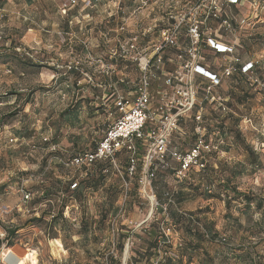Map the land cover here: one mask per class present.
Here are the masks:
<instances>
[{"label":"clouds","instance_id":"9594fccd","mask_svg":"<svg viewBox=\"0 0 264 264\" xmlns=\"http://www.w3.org/2000/svg\"><path fill=\"white\" fill-rule=\"evenodd\" d=\"M78 3L82 6L76 15L72 9ZM233 3L236 0H208L199 12L215 7L216 16L233 18L229 7ZM44 4L49 6L45 12L47 20L37 10ZM0 5V46H14L21 56L53 65L56 70L55 80L47 89L35 91L38 99L43 93L46 102L32 106L27 113L34 129H39L42 120L47 124L46 113L55 118L52 114L63 108L61 97L65 92L62 89L71 88V95L77 98L80 93L93 96L106 106L104 115L97 119H89L86 105L73 109L65 119L75 121L74 127L61 121L65 136H71L74 142L79 138V148L71 151L80 153L81 159L71 174L75 175L80 164L90 165L89 171L95 173L98 169L93 162L96 161L103 164L105 175L110 177L108 185L99 191L84 189L78 204L71 201L74 193L69 192L70 207L75 211L66 220L58 218V223L44 225L46 231L52 227L64 240L68 255L61 264H134V260L139 264H264V212L253 210L251 220L241 216L243 229L239 231L229 222H225L219 233L214 228L209 231L203 225L198 226L202 240L198 242L201 246L195 249L190 247L189 237L176 232L178 226L170 219L172 214L187 215L188 209L176 202L175 194L182 190L181 182L193 176L201 184V191L208 189L209 183L210 190L216 191L217 185L231 179L233 185L243 183L247 190L264 195V39L255 48L248 46L249 37L259 34L264 38V0H241L237 5L241 15L235 17L241 25L239 31L227 20L219 26L208 21L206 15L197 20V9L191 0H95V3L93 0H43V3L34 0L31 6L25 0H0ZM112 16L114 20L110 19ZM173 17L176 23L170 24ZM65 21L70 31L65 32L61 27ZM157 22H160L159 28ZM45 24L51 25L50 31ZM256 24L260 27H254ZM199 25L204 26L206 38L218 37L217 50L201 46L197 39ZM221 28L225 30L224 35H220ZM30 30L44 33L39 46L29 35ZM46 47L50 51L42 50ZM73 48L78 50L73 52ZM153 56L156 59L148 63ZM73 68L80 74L79 92L73 87L76 78L69 74ZM51 70L37 64L36 79L29 83H40L39 73ZM174 82H178L175 87ZM231 92H236L237 98L244 97V93L255 94V98L243 99L241 103L233 99L232 106L227 107L225 101L231 98ZM173 108L177 109L175 115L171 113ZM137 111L145 127L125 140H116L114 133L126 121L127 114ZM221 121L223 129L215 127ZM167 123H172V127H166ZM210 125V138L205 147V131ZM136 137L146 142L149 137L158 141L149 153L152 167L147 173L140 170L144 157ZM40 138L37 132L34 140ZM93 141L95 149L89 148ZM23 144L28 151L18 158L7 157V168L0 170V185H6L0 193V241L5 243L9 229L23 224L24 217L33 214L29 195L42 196L46 190V187L33 189L32 185L66 187L57 185L54 178L38 175L34 169L39 165L29 164L32 174L20 176L19 160L39 159L42 155L32 141ZM13 145L20 146L11 140L9 146ZM59 147L68 151L63 145ZM188 156L193 162L197 157L205 160L211 170L201 172L203 166L198 163L194 168L179 170L178 163ZM126 157L131 159L134 170L125 168ZM215 165L219 168L212 167ZM234 169L243 170V181L230 175ZM177 171L179 177L175 174ZM125 172H128L127 180ZM85 175L81 173L80 177ZM141 180L153 183V194L158 197L156 206L140 196L137 184ZM71 187L76 189V184ZM64 199L65 192L61 190L55 200L40 206L39 211L47 208L50 213L45 216L46 221L52 220ZM136 204L143 211H130ZM104 217L105 222L101 224ZM124 223L127 227L121 228ZM153 224L157 231L155 237ZM196 228L193 225V231ZM122 231L128 234L125 241L120 240ZM128 242L132 247H127ZM149 242L155 246L150 247ZM119 243L126 246L127 260L117 248ZM236 256H241L242 262ZM47 264L54 262L49 259Z\"/></svg>","mask_w":264,"mask_h":264},{"label":"rangeland","instance_id":"374dc122","mask_svg":"<svg viewBox=\"0 0 264 264\" xmlns=\"http://www.w3.org/2000/svg\"><path fill=\"white\" fill-rule=\"evenodd\" d=\"M29 6L32 5L34 0H25ZM43 3V0H41ZM95 3V0H93ZM240 4V3H239ZM82 6V4L78 3L77 7L72 9V13L79 15L78 9ZM2 7V5H0ZM123 7V5H121ZM49 6L44 4L42 8H38L37 10L40 12V16L47 20L45 16V12H47ZM58 10V9H57ZM234 14L240 16L241 10L240 8L233 9ZM232 12V11H231ZM85 13L89 14V11L85 9ZM68 15V13H65ZM122 15V13H121ZM110 19H115V16L110 17ZM65 32L70 31L68 26V22L65 21L63 25H61ZM260 25L257 24V28ZM45 28L47 31H50L51 25L45 24ZM29 35L34 37V42L39 46L42 43V38L44 37V33H35L34 30L29 31ZM264 39L256 34L252 37H249L248 46L250 48H255L259 40ZM6 50H2L0 52V118L4 117L5 124L0 127V170L6 169L8 165L7 157L18 158L21 153H25L28 151V147L24 146V141H32L36 148L42 152V155L39 159L29 158V160H19L20 167V176L27 177L32 174L33 169H29L28 165H39L34 171L38 175H43L46 177L54 178L55 183L57 185L63 184L66 185L63 189L55 188L54 186H45V185H32L33 189H37L40 187H46L49 191L53 192L48 199H44V195L42 196H34L31 195L30 205L31 208H35L39 216L26 215L23 220V224L9 229L8 233L12 236L10 242L13 244L10 245L11 250L15 252L14 254L10 253L7 259V263L11 264L10 261L12 258H17V255L23 256L25 254L30 253L31 251H35V255L38 259L37 264H47V261L51 259L54 264H61V260L63 257L68 255L67 247L64 243V240L60 238L59 233H55L54 229L49 227L48 230H45L44 225L51 223V220L46 221L45 216L50 215L47 208L44 211H39L40 206L45 204L46 201L55 200L59 191L65 192V199L60 201V207L56 211L55 215L61 211L63 203L66 202L68 205L65 207L64 211L66 213L67 207H69V215L75 211V208L70 207L71 201H75L77 204L83 198V195L80 198H75L73 195L71 197V201L69 200L68 193L66 188L69 186L71 179L77 180L79 178V184H81L82 180L85 179L86 175L80 177L81 173H85L83 168H76L75 175L71 174L73 167H67L59 163L57 155H64V158L69 159L71 156L77 154L78 152H73L71 149L79 148V138L77 137L76 142L73 141L71 136H65L61 132V127L63 124H68L69 127L75 126V121L71 119H65V117L73 111L75 108H80L82 106H87L89 119H97L99 116L104 115L105 105H103L100 101H97L93 96H85L83 93H80L79 98L71 95L72 89H62L61 91L65 92V95L61 97V100L64 102L63 108L58 113H53L55 118H50L49 114H45V120H47V124L42 120L40 121L39 129H34L32 127L33 121L29 120L28 111L34 105L42 104L45 101L43 97V93L41 94V98L38 99L35 95L36 89H47V87L55 80V68L53 65H43L42 62L33 61L30 57L21 56L20 53L15 51V47L4 46ZM83 47V46H79ZM43 51H50V48H44ZM77 48H73L72 51H77ZM63 49H61V55H63ZM209 58V57H206ZM40 64L41 66L48 67L52 69L49 72H40L39 73V81L38 84H30L29 81H34L36 76L34 74V69ZM69 74L76 78V82L73 85L75 90L79 92L80 84H79V76L80 74L76 71L75 68L69 70ZM61 79H64L63 77ZM19 93V95L16 94ZM231 98L227 103V107L232 106V100L235 99L237 103H241L243 99H247L251 101L255 98V94L244 93V97L237 98L236 92H231ZM206 104V103H205ZM264 104V102H262ZM16 113L13 117L12 114ZM78 115V114H77ZM194 119V118H193ZM213 119H216L213 116ZM63 121V124L61 123ZM19 125V127H17ZM223 121L220 124L215 125V127L223 129ZM212 126L210 125L207 129L209 131L208 137L210 138ZM17 131L22 132V135L19 137ZM37 132L40 134V139L34 140V137L37 136ZM51 132V135L48 136L47 133ZM222 134V133H221ZM47 137V138H45ZM196 140V137L193 138ZM11 140H15L16 145H20L16 147L15 145L9 146ZM56 144L58 147L57 151H49L51 145ZM60 145H63L68 151H62L60 149ZM89 148H95V142L89 145ZM253 153L255 151L253 150ZM119 158V157H118ZM128 160L129 158H125L124 166L128 168ZM143 164V163H142ZM141 164V171H143V167ZM213 168H219V165L212 166ZM51 168V171L49 169ZM211 170V169H210ZM202 172V171H201ZM232 174V171L230 175ZM125 179H128V172L124 173ZM242 181L244 180V173L237 174ZM110 177L107 175L106 180L103 184L99 185L98 188H91L93 191H99L100 187L104 185H108ZM206 180V177H205ZM183 187L181 191H178L175 194V200L178 204H181L185 208L188 209L187 215H194L197 218V221L200 222V225H203L207 230L211 231L213 228L216 233H219L222 230L225 222H229L237 231L243 229V225L240 223V217L243 216L248 220H251L253 210L255 212H264V204L261 209H256L254 204L251 209L246 210V206L244 203L240 201L233 202L231 207L226 206L224 198H219L216 196H208L210 195L207 192V189L201 191V184L197 182V178L193 176L191 180L187 178L181 182ZM232 184V182H231ZM233 185V184H232ZM208 186H211L209 183ZM243 193H250L256 195L258 198H262L264 200V195L259 193H255L253 191L247 190L242 183L241 185H234ZM259 186V178L257 177V187ZM6 185H0V193H3ZM219 186L217 185V188ZM137 189L142 198L151 201L149 196H152L156 201L158 197L153 194V183L151 187L148 186V192L145 193L144 187L141 183L137 184ZM27 191V190H26ZM214 192V191H213ZM215 193V192H214ZM232 195V193H231ZM224 197V196H223ZM152 203V202H151ZM155 201L152 203L154 206ZM238 204H242V207H238ZM139 209L143 211V208L140 204H136L130 211H136ZM17 211H19L17 209ZM229 213L230 216H226ZM44 214V216H43ZM68 217V216H67ZM66 217V219H67ZM34 218L40 219L35 220ZM148 219H151V215H149ZM170 219L174 224L178 227L176 229L177 233L183 232L185 236L190 238V247L195 249L201 246L199 241L202 240L201 233L199 230L197 232L193 231V226L191 222H187L184 218L178 217L176 214H172ZM127 220V216L125 217ZM139 223V221H136ZM83 226V223H82ZM127 224L124 223L121 225V228H126ZM154 231L153 236H157L156 225H152ZM15 230L14 233H10V231ZM169 234H171V230H169ZM127 232L122 231L120 234V240H127ZM46 238V239H45ZM60 240L62 246H58V244L54 240ZM167 239V237H165ZM215 239V238H213ZM158 240L156 243L158 244ZM150 243V247H154L152 242ZM3 243L0 244V255L4 250ZM127 247H132L131 242H128ZM118 250L124 255L125 260H127V250L126 246L123 243L121 248V243L117 245ZM5 251V250H4ZM53 251V252H52ZM6 252V251H5ZM17 254V255H16ZM87 255V254H86ZM139 255V254H137ZM90 258V257H89ZM143 259V257H141ZM235 259L237 261L242 262L241 256H236ZM9 261V262H8ZM1 264V262H0ZM26 264H32L27 261ZM134 264H139V261L134 260Z\"/></svg>","mask_w":264,"mask_h":264},{"label":"built area","instance_id":"2783aa9c","mask_svg":"<svg viewBox=\"0 0 264 264\" xmlns=\"http://www.w3.org/2000/svg\"><path fill=\"white\" fill-rule=\"evenodd\" d=\"M184 2H188V0H184ZM207 2H208V0H191V4L194 5L195 8L197 9V13H196L197 20L204 19L205 15H206L207 20L208 21H214L217 26L223 24L224 21L227 20L229 25L232 28L236 29L237 31L240 30V28H241L240 22L235 19V17H238V15L234 14L233 9L237 8V5L241 2V0H236V3L229 5V7L232 11V17L233 18H229L227 15L216 16L215 15V12H216L215 7L205 8L203 13L199 12V9L204 4H206ZM190 15H191L190 13L187 14L185 16V19L186 20L189 19ZM257 19H258V17H257ZM245 22H247V21L245 20ZM169 23L175 24L176 23L175 17L171 18ZM157 26H158V28L160 27V22H157ZM254 27L257 28V24L254 25ZM161 31H166V29H161ZM224 34H225V30L223 28H221L220 29V35H224ZM197 39L200 41L202 47L212 48L213 50H217L220 47V45H217V39H218L217 36L212 35V36L207 37V38L205 37L203 25H199L197 28ZM205 41H206V43H205ZM221 54H223V53H221ZM155 59H156V57L153 56L152 59L150 61H147V62L152 63V61H154ZM165 59L167 60V58H165ZM141 62L143 63L144 61L142 60ZM167 62L170 63L171 61H167ZM165 71H171V69L165 68ZM158 74L163 75V73H159V72H158ZM212 75L214 76L215 73H212ZM216 79H219V77H216ZM176 83H178V82L173 83V87L176 86ZM177 95H179V93H177ZM121 103H127V101H122ZM225 106H226V103H225ZM181 107H182V105H181ZM176 111H177L176 108L171 109L172 115H175ZM165 126L168 128H171L172 123H167ZM144 127H145V121L142 118L141 113L138 111L135 113L129 112V114H127V117H126V121L121 124V126L115 131L114 135L116 137V140H125L129 136H133L137 131L142 130ZM157 131H159V129H157ZM148 132L150 133L151 129H148ZM205 133H206V131H205ZM136 139L139 141L138 148L140 149V154L144 157V163L142 164L143 172L147 173L150 170V168L152 167V159H151V156L149 155V153L151 152L152 148L155 146V144L158 141L151 139V137H149V140L147 142L141 140L140 137H136ZM196 139H198V138H196ZM205 147H207V139H205ZM50 148L54 149L52 151L58 150V147L56 144L51 145ZM119 151L120 150L118 148V152ZM92 154L95 155V152L93 151ZM185 155H187V154H185ZM55 157H58L57 159H59V162L62 163L63 165H65L67 167H73L81 159V154L77 153V154L71 156V158H69V159L62 158V157H64L62 155L61 156L57 155ZM95 162L96 161H94L93 163H95ZM195 163H198L199 165L203 166L200 169V171L205 170V168L208 165L205 162V160L200 159L199 157L196 158V162H193L191 156H188L187 159L178 163L177 168L181 171L186 169V168H194ZM78 167H90V165L80 164ZM128 169L134 170L132 168V161L130 158H129ZM175 174L177 175V177H179V171H177ZM140 183L143 185L145 193H147L148 192V186L151 187L152 182L148 181V180H141ZM73 184H76V186H77V182H75ZM148 196H149L152 203L154 201L156 202V203H154V206H156V204H157L156 199L154 200L152 196H150V195H148ZM28 199H29V201L31 200V195H29ZM68 208L69 207H67L66 213L64 211L65 217L69 216V209ZM18 210L21 211L20 209H18ZM31 210L33 213L32 215L35 214V216H39L35 208H31ZM32 215H30V216H32ZM3 248L6 252L4 250L1 252L0 262H1V264H8L6 261L8 259L9 254L12 253L11 247L8 245V240H7V243L4 242Z\"/></svg>","mask_w":264,"mask_h":264},{"label":"trees","instance_id":"16d2710c","mask_svg":"<svg viewBox=\"0 0 264 264\" xmlns=\"http://www.w3.org/2000/svg\"><path fill=\"white\" fill-rule=\"evenodd\" d=\"M2 50H6V48L4 46H0V52ZM16 94L19 95V93H17V92H16ZM228 101H229V99L225 101L226 106H227ZM205 103H207V101H205ZM15 114L16 113L12 114L11 117H13ZM5 120L6 119L4 117L0 118V127L5 124ZM221 133L223 134V132H221ZM17 134L20 137L22 135V132L17 131ZM208 135H209V131L206 129V133H205L206 139L209 138ZM251 155L254 156L255 153L252 152ZM62 156H64V155L62 154ZM62 158H64V157H62ZM64 159H66V158H64ZM255 162L256 161H253V163H255ZM127 163H128V166H129V160H128ZM94 164H95V167L98 169V171H96L95 173L89 171L90 167H80V168H83L84 172L87 173V175H86L85 179L82 180L81 184H79V182L77 183L76 189H72L71 185L73 183L77 182V180L71 179L69 186L66 188V191L67 192H73L75 198H77V199L80 198L83 195L84 189L94 188V187L98 188L99 185H101V184H103L105 182L107 175H105V173L103 171V164L99 163V162H95ZM205 169H209V165H207V167ZM203 171L204 170H202V172ZM242 173H243L242 169H234V170H232L231 176L235 177V176H237V174H242ZM231 182H232V180L229 179V180L224 181L221 184H219L218 185L219 187L217 188V190L214 191L215 193L210 190L211 186H208L207 192L210 194L208 196H211V197L216 196V197H219V198H224L223 200L225 201L226 206H228V207H231V204L233 202L240 201L241 203L245 204V206L247 208L246 210L251 209L253 204H254L255 208L258 209V210L262 208V206L264 204V200L262 198H258L254 194L241 192L236 186L232 185ZM82 185L84 186L83 189L81 188ZM77 190H79V191H77ZM111 190H112V188H111V186H109V191H111ZM54 193L57 194L58 192H54ZM231 193H232V195H231ZM51 194H53V192H51L48 189H46L44 191V193H43V195H44L43 198L44 199H48V197L51 196ZM67 205L68 204L66 202L63 203L61 211L58 213V215H55V216L52 217L50 225L53 222H57L58 223V218L66 220V217L64 216V209H65V207ZM177 215H178V217H181V218H184L185 220H187L188 223L191 222L192 226L196 225L197 228H196L195 232H197L199 230L198 226H200V222L197 221V218L194 215H190V214L189 215L177 214ZM43 216H44V214H43ZM226 216L229 217L230 214L227 213ZM34 219L35 220H40V219H37V218H34ZM105 219H106V217L102 218L100 223L103 224L105 222ZM82 227H86V225L83 224ZM14 232H15V230L10 231V233H14ZM11 238H12V236H10V234L8 233V236L6 237V240H8V245L9 246L13 244L12 241L10 242ZM213 238H215V237L213 236ZM3 242L4 241H0V244L3 243ZM122 245H123V243H121V248H122Z\"/></svg>","mask_w":264,"mask_h":264},{"label":"bare ground","instance_id":"6f19581e","mask_svg":"<svg viewBox=\"0 0 264 264\" xmlns=\"http://www.w3.org/2000/svg\"><path fill=\"white\" fill-rule=\"evenodd\" d=\"M57 244H58V246H62V243H61V241L60 240H58V239H56V240H54ZM12 252H13V250H11ZM53 252V251H52ZM15 252H13V254H14ZM36 253H35V251H31L30 253H28V254H25V255H23V256H19V255H17V258H12V260L10 261V263L11 264H26L27 263V261H29V262H31L32 264H37L38 263V259H37V257H36V255H35ZM9 260V259H8ZM9 262V261H8Z\"/></svg>","mask_w":264,"mask_h":264}]
</instances>
